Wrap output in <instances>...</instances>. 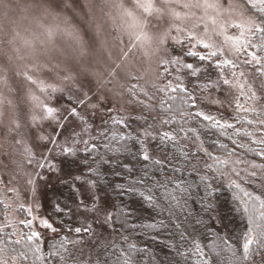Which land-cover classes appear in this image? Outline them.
<instances>
[{"label": "rangeland", "instance_id": "374dc122", "mask_svg": "<svg viewBox=\"0 0 264 264\" xmlns=\"http://www.w3.org/2000/svg\"><path fill=\"white\" fill-rule=\"evenodd\" d=\"M255 30L239 0H0V199L7 208L0 231L21 241L20 226L31 219L26 236L39 232L42 239L34 242L45 253L67 235L86 242V256L89 250L93 259L101 256L97 245L114 244L117 232L94 224L96 244H90L87 234L53 232L39 218L61 229L54 209H75L74 186L88 185L74 178L87 179L99 160L84 150H98L108 127L139 136L154 122L150 131H165L158 112L171 87H185L197 111L222 123H253L255 114L254 125L264 132ZM188 64L202 69L198 77ZM64 147L75 155L65 156ZM219 161L226 162L223 175L230 183L264 195L263 165L241 153ZM193 163L205 174L204 160ZM101 195L111 202L105 188ZM73 220L74 226L90 222ZM262 257L251 264H262Z\"/></svg>", "mask_w": 264, "mask_h": 264}, {"label": "snow or ice", "instance_id": "6c2138e0", "mask_svg": "<svg viewBox=\"0 0 264 264\" xmlns=\"http://www.w3.org/2000/svg\"><path fill=\"white\" fill-rule=\"evenodd\" d=\"M257 47L264 48V44ZM190 55L196 57V53ZM199 59L204 61L205 57L200 56ZM186 68L193 77H198L202 70L192 64H188ZM207 83L204 87H207ZM177 91L185 95L181 97L171 94ZM164 96L166 99L160 101L159 114L165 116L161 123L168 125L170 130L158 133L150 131L149 129L155 127L153 122L148 124L139 136H133L131 133L112 132L110 136L101 133L104 137L102 147L105 151L98 153L96 145L86 147L84 150L86 155L93 159L99 155L97 167L88 169L87 179L81 176L74 178L88 185L87 189H81L80 184L74 186L79 201L77 202L76 198L72 200L75 209L67 204L62 207L57 204L54 209L58 214L56 218L61 229H56L47 218H39L41 226L53 232L61 230L65 233H75L78 237L87 234L89 237L87 243L90 244H96V239L93 238L94 224L98 225L101 231L107 228L113 233L119 232L123 242L104 244L102 249L97 245V250L103 252V259L98 255L93 259L92 250H89L86 256L83 247L86 242L83 239L72 240L63 235L58 243H50L47 257L43 255L42 245L39 243L35 248L20 251L19 257L23 262L28 261L31 255L36 260L46 259L51 262L57 259L61 264H140L137 257L147 252L148 248L146 245L138 246L133 239L134 236H143L155 242H163L160 236L170 238L171 243L166 244V247L169 252H174L175 264H189L190 261L191 264H225V254H230L236 264H241V261L252 262L254 255L264 254V225L259 223L264 221V203L257 209L255 201L258 198L249 197L252 201L249 206L242 208L237 206L233 209L241 217L242 223L246 217V229L241 234L240 243L242 255L238 256L230 238L226 235L221 236L213 227V222L220 219L219 206L215 202L218 200L215 177L208 173L213 170L219 172L220 165L226 162L205 165L206 171L202 175L199 165L193 163L197 154H190L181 143L189 133L195 134L199 139L201 132L219 131L232 145L244 149L243 143L223 131L233 129L235 125L222 123L202 111H191L196 107L194 97L187 94V89L183 86L167 89ZM71 115L77 116V112L74 110ZM201 121L209 123L201 125ZM191 122L200 127H184ZM235 135L240 137L241 130H237ZM83 143L88 145L87 140ZM212 143L229 155L234 154L229 150L228 144L219 140H213ZM245 150L264 160V151H257L252 147ZM62 151L65 156L75 155V150L70 147H64ZM205 155L209 160L218 159L213 152H206ZM109 156L114 159H109ZM101 165L107 166L111 171H102ZM253 167L256 165L253 164ZM92 177L95 179H91ZM109 177L116 178L119 182L112 183ZM104 186L112 188L121 198L119 205H112L106 196L101 195ZM110 207L115 210H110ZM77 213H84L86 216L77 217ZM144 213H147L150 219L139 221V216ZM74 217L90 222L86 227L74 226ZM32 225L33 221L29 219L24 227L31 229ZM149 231L159 235L149 236ZM96 236L98 238V234ZM26 239L31 245L33 241H40L42 237L39 232L30 231ZM130 240L132 242H129ZM7 243L11 244L13 241L8 240ZM3 244L5 241L0 238V245Z\"/></svg>", "mask_w": 264, "mask_h": 264}, {"label": "trees", "instance_id": "16d2710c", "mask_svg": "<svg viewBox=\"0 0 264 264\" xmlns=\"http://www.w3.org/2000/svg\"><path fill=\"white\" fill-rule=\"evenodd\" d=\"M242 2L246 8V10L253 16L255 24H256V30L254 33V41L256 43V46L264 44V4H262L259 7H255L251 4H249L246 0H239ZM257 53H258V65L256 70V77L262 87V93L261 95L264 96V48H258L257 47ZM187 94L192 95L188 90ZM172 95L177 96H184L185 93H180L179 91L173 93ZM166 99V97H165ZM165 107H167V104H165ZM191 111H197L196 108L191 109ZM159 113V112H158ZM256 115L254 114L253 117V123L247 122L246 120L238 119L232 122L235 127L233 129H224L223 131L227 133L228 136H231L233 139H237L240 143H243L245 148L240 149L236 146L231 144L230 140L224 139L223 136L220 135L219 131H213V132H201L200 138L197 139L195 134L189 133L187 137H185L181 143L184 145L185 149L189 151V153H196L197 156L193 160H204L207 164L216 165L219 164V157L226 156L228 153L223 150L217 148L215 145H213V140H219L221 143H226L229 146V150L232 153H241L244 158H247L249 160H253L255 163L261 164L264 166V160H262L259 157H256L250 153H248L245 149L248 147H252L256 149L257 151H264V139L261 137L260 133L264 132L261 129H256V124L254 125V119ZM160 118L165 119L164 115H161ZM199 119V118H197ZM209 122L207 121H201V125H206ZM264 124V119L263 123ZM114 126L108 127L107 135H111L112 132H116L113 130ZM164 130L168 131L170 130L168 125H163ZM185 128L188 127H200L199 125H196L194 122L188 123L184 125ZM241 130L242 135L240 137H236V131ZM257 136V138H256ZM258 141V142H257ZM252 142H255L254 144ZM104 143V138L101 141V143L98 145V153H103L105 149L102 147ZM100 151V152H99ZM206 152H213L214 156H216L217 160H209L208 157L205 155ZM229 155V154H228ZM96 156H99L98 154ZM219 156V157H218ZM109 158V157H108ZM110 159V158H109ZM93 160H97V157ZM102 171H111V169H108L107 166L101 165ZM119 171V169H117ZM210 176L215 177V187H216V196L218 197V200L215 202L218 204V213L220 219L218 221L213 222V227L216 231L220 233L221 236H227L230 238V241L232 245L236 248L237 255H242V250L240 249V243H241V234L246 229V217L244 218V222L242 223L241 217L238 216L233 209L237 206L245 207L249 206L252 201L249 200V197H256L255 205L256 208L259 209V206L261 203H264V195L255 194L253 190H249L245 185H235L233 183H230L226 179V177L223 175V167L220 165V171H212L208 173ZM203 175V174H202ZM195 178V177H194ZM109 180L112 183L119 182L116 178L109 177ZM103 188L106 189L107 194L112 202V205H119L121 202V198L117 195L116 192L113 191L112 188L104 186ZM127 199V198H125ZM247 202V203H244ZM115 209L113 208V211ZM7 214V208L3 201L0 199V222L4 220L5 215ZM21 216H24V213L21 211L19 212ZM258 214V213H257ZM150 217L147 213L141 214L139 216V221H148ZM260 224L264 225V221H259ZM119 227V225H117ZM20 230L22 231L23 239L19 241V243H15L16 235L13 232H4L0 231V238H2L5 241V244L0 245V264H46L47 260H36L31 255L29 256L28 261L23 262L19 257L20 251H27L29 248H35L37 243L34 241L31 245L28 244L26 239V232L27 229L22 224L20 226ZM119 234V239L115 242V244L122 243V235ZM152 235H159L157 233H153L149 231V236ZM255 235V233H254ZM134 241L138 244L140 247H144L145 245L148 248V251L145 253H142L140 256L137 257L140 264H175V254L174 252H169L168 248L166 247V244L171 243V239L168 237L160 236V240L163 242H155L151 239H147L143 236H134ZM12 240L13 243L8 244L7 241ZM129 242H132L130 240ZM207 243V241H204ZM45 257H47L48 252H44V249L42 250ZM207 252V249L205 250ZM39 255V253H37ZM264 257V254H262ZM254 255V259H255ZM101 259H103V252H101ZM193 260L195 257L192 258ZM253 259V260H254ZM253 262V261H252ZM252 262H243L241 261V264H251ZM191 264V261L189 262ZM225 264H236V261L230 254H225Z\"/></svg>", "mask_w": 264, "mask_h": 264}]
</instances>
